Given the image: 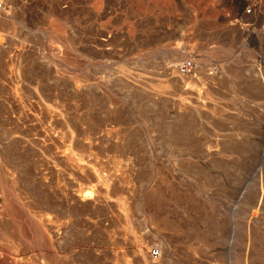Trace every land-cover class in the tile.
Segmentation results:
<instances>
[{
  "label": "rangeland",
  "instance_id": "rangeland-1",
  "mask_svg": "<svg viewBox=\"0 0 264 264\" xmlns=\"http://www.w3.org/2000/svg\"><path fill=\"white\" fill-rule=\"evenodd\" d=\"M6 2L0 264H264L261 34L224 0Z\"/></svg>",
  "mask_w": 264,
  "mask_h": 264
},
{
  "label": "built area",
  "instance_id": "built-area-1",
  "mask_svg": "<svg viewBox=\"0 0 264 264\" xmlns=\"http://www.w3.org/2000/svg\"><path fill=\"white\" fill-rule=\"evenodd\" d=\"M6 1L0 0V15H7L11 10L10 3ZM224 2L222 8L227 10V17L230 23L250 33L258 31L264 39V18L257 24L253 20L243 21V18H253L257 13H262L264 17V0H224ZM232 8H239V14L231 16L228 12H231ZM195 67L193 59H183L177 64V71L181 75L192 76L195 73ZM149 254L152 258H157L160 255L159 251L155 248H152Z\"/></svg>",
  "mask_w": 264,
  "mask_h": 264
},
{
  "label": "crops",
  "instance_id": "crops-1",
  "mask_svg": "<svg viewBox=\"0 0 264 264\" xmlns=\"http://www.w3.org/2000/svg\"><path fill=\"white\" fill-rule=\"evenodd\" d=\"M10 6L12 7L11 9H13V6L10 4ZM11 11V10H10Z\"/></svg>",
  "mask_w": 264,
  "mask_h": 264
}]
</instances>
